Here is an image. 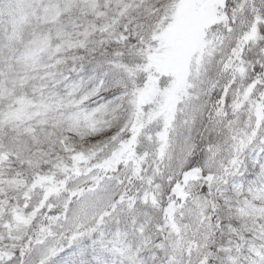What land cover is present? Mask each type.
Here are the masks:
<instances>
[{"label": "snow or ice", "instance_id": "6c2138e0", "mask_svg": "<svg viewBox=\"0 0 264 264\" xmlns=\"http://www.w3.org/2000/svg\"><path fill=\"white\" fill-rule=\"evenodd\" d=\"M0 264H264V0H0Z\"/></svg>", "mask_w": 264, "mask_h": 264}]
</instances>
